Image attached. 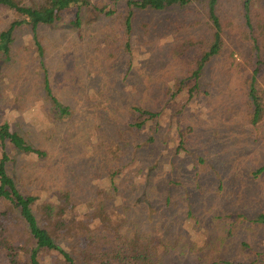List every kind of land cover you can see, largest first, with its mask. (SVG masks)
Listing matches in <instances>:
<instances>
[{
	"label": "rangeland",
	"instance_id": "obj_1",
	"mask_svg": "<svg viewBox=\"0 0 264 264\" xmlns=\"http://www.w3.org/2000/svg\"><path fill=\"white\" fill-rule=\"evenodd\" d=\"M19 1L27 7L43 2ZM86 1L89 7L81 10L78 27L72 23L74 10L51 26H40L35 41L30 27L15 29L10 50L0 52V120L28 140L43 136L44 131L71 135L74 156L84 164L101 125L95 113L87 112L94 106L109 121L110 125L105 122L104 126L114 136L122 161L119 175L112 181L89 165L85 172L95 177L87 181L99 183L106 196L111 193L109 207L116 216L128 212L131 226L160 231L171 239L180 237V245L184 242L186 246L165 254L164 264H206L203 251L207 254L209 246L219 250L212 254V264H250L254 260L264 264V227L249 222L264 215V170L256 175L264 168V123L254 127L247 118L244 77L251 72L254 60L252 41L244 36L248 31L242 0H218L224 11L222 20L231 21L232 26L224 32L221 53L204 67L192 98L188 97L191 84L180 75L178 67L182 65L170 56V50L180 41L173 33L174 23L199 22L191 36H207L208 19L202 5L137 17L132 50L127 53L122 19L97 11L116 8L123 13L124 4L115 7L112 0ZM262 8V1L252 8L253 25ZM17 19L12 11L0 8V34ZM143 20L157 25L147 36L141 28ZM35 42L42 49L41 59ZM45 75L52 94L73 114L69 120L54 117L42 86ZM151 75L156 84L152 99L145 100L142 92L150 86L146 77ZM181 82L186 85L175 94ZM109 84L114 87L111 102L92 101L96 93L109 89ZM135 103L156 112L157 117L133 132L121 124L126 113L117 114L120 121L114 124L118 111L110 112L116 108L111 106ZM121 107L120 111L126 108ZM48 120L58 127L46 131ZM88 121L93 122L91 128ZM11 160L7 165L10 176L27 190L37 188L35 178L46 172L32 171L34 164L20 155L13 154ZM67 166L74 168L71 162ZM102 178L106 180L102 182ZM86 186L88 183L72 195L80 213L90 206ZM56 244L71 253L74 247L77 252L85 247L70 239ZM43 260L60 264L56 253L43 256Z\"/></svg>",
	"mask_w": 264,
	"mask_h": 264
},
{
	"label": "trees",
	"instance_id": "obj_2",
	"mask_svg": "<svg viewBox=\"0 0 264 264\" xmlns=\"http://www.w3.org/2000/svg\"><path fill=\"white\" fill-rule=\"evenodd\" d=\"M259 1H262L263 8L256 15L259 20L253 25L250 12ZM112 3L115 7L123 3V13H118L116 8L107 12L105 8L97 11L102 16L122 19L121 26L125 33L123 45L127 53H131L132 50L131 37L137 17L142 15L153 17L156 13L181 10L193 4L203 6L201 7L205 9L208 19L207 36L199 39L191 36L196 30L195 26L200 27L199 22H195V25L174 23L173 33L178 37L177 41L179 39L180 41L170 50V56L176 59L177 64L182 65L178 67L181 70L180 75H185L184 81L191 84L188 97L192 98L193 94L198 92L204 67L221 53L224 32L232 26L231 21L222 20L224 11L221 6L219 8L218 0H112ZM242 4L245 11V27L248 31L244 32V36L252 41V61L254 60L251 72L244 77L247 84L245 102L248 122L256 127L264 123V0H242ZM85 7H89L86 0H43L36 7L24 6L19 0H0V8L10 10L18 16V19L0 34V52L10 50L9 44L13 41V32L24 25L31 28L35 41L36 31L40 26H51L57 23L64 13L75 10L76 18L72 23L78 27L81 10ZM141 23V28L147 36L154 24L146 20ZM169 28L173 29L171 26ZM35 44L41 59L42 49L37 42ZM146 79L150 86L143 90L142 95L145 100H149L152 99V89L153 86L155 87L156 79L153 75L147 76ZM185 83L181 82L182 86L175 94L182 92ZM42 86L47 100L50 101L54 117H64V121L69 120L70 116L73 117L69 108L64 107L52 94L46 75ZM109 86V89L107 86L105 91L96 93L92 101L101 99L109 104L114 97L112 94L114 87L112 84ZM138 102L145 104L142 101ZM114 106L116 108L107 109L113 113L118 111L113 116L114 124L120 121L117 114L126 113L121 124L129 132L142 129L158 115L137 103L114 104L111 108ZM121 106H126L124 111H120ZM87 112L95 113L101 125H98V130L95 132L97 133L94 137L95 143L91 148L88 147L90 154V158L87 157L88 163L84 164L78 162L76 159L78 155L74 156V141L71 135H57L55 132L44 131L43 136L28 140L18 132L12 131L7 121L0 120V264H45L43 256L52 253L57 254L60 264H164L165 254L186 246L184 242L183 247L180 245V237L171 239L160 231L155 232L151 229L147 231L141 226H131L128 212L122 217L116 216L109 207L108 199L111 193L108 192L106 196L107 192L105 193L99 183L92 184L87 181L95 177L86 174L85 170L89 165L106 173L112 181L119 175L122 161L121 154L116 152L118 145L113 142L115 138L105 127V122L110 125L109 121L99 115L100 111L94 106ZM88 124V128H91L93 122L88 121ZM54 127L58 126L48 120L44 129L51 131ZM13 154L27 158L31 164H34L32 171L46 172L43 176L41 174L39 178H35L34 183L37 188L34 190H27L25 185L20 186L8 173L7 165L12 161ZM69 162L74 168L67 166ZM263 170L264 168H261L256 175ZM98 175L101 174H97L96 177ZM105 180L101 179L102 182ZM85 183H88L86 187L90 192L87 196L90 206L80 213L76 210L72 195L83 191ZM110 190L116 191L114 184L111 185ZM166 203H169V197L166 198ZM249 222L264 227V215L260 214ZM160 233L161 236H156ZM62 239L79 241L85 247L78 252L74 247L71 253L56 244V241ZM205 246L206 243L204 248ZM218 251L215 246H209L207 254L203 251V257L207 258L206 264H212V254ZM250 264L262 263L254 260Z\"/></svg>",
	"mask_w": 264,
	"mask_h": 264
}]
</instances>
